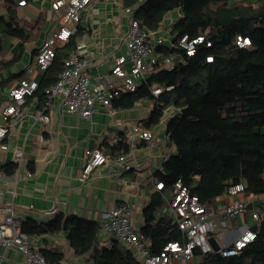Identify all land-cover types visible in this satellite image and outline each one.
<instances>
[{
	"label": "trees",
	"instance_id": "1",
	"mask_svg": "<svg viewBox=\"0 0 264 264\" xmlns=\"http://www.w3.org/2000/svg\"><path fill=\"white\" fill-rule=\"evenodd\" d=\"M141 2L122 0L124 7H137V18L147 30L156 32L164 28L166 15L179 9L181 16L172 30L174 41L189 34L204 35L211 42V46L200 45L194 55L183 52L172 70L151 73L134 92H125L114 100L118 108L133 107L144 99L154 101L146 128L158 126L169 108H178L166 126L175 152L165 160L158 180L164 182L166 190L181 178L202 201L211 203L229 185L240 181H245L248 193L264 194V0ZM20 7L18 0H0V55L14 38L21 41L11 59L0 58V71L22 59L27 43L39 41L50 18L48 11H40L28 30ZM86 33V26L80 22L69 41L57 47L53 63L38 80L35 95L40 104H44L46 89L57 82L65 60L76 52ZM239 35L249 37L252 45L238 46ZM177 50L173 46L159 47L164 54ZM209 55L214 57L211 62L207 61ZM153 86L172 87L155 96ZM120 135L117 143L101 146L107 156L113 158L130 152L126 134ZM15 168L14 162L0 163V169L8 174ZM163 191L152 195L141 227L152 253H159L169 242L183 241L176 220L160 215L164 208ZM252 228L257 232L256 239L238 255L224 257L210 252L195 264H264V218ZM21 230L28 237L69 230L68 238L75 252L89 253L92 264H141L119 239H113L110 247H101L98 222L79 215L58 214L50 221L29 217L21 222ZM39 251L50 262L62 264V251L53 248Z\"/></svg>",
	"mask_w": 264,
	"mask_h": 264
},
{
	"label": "crops",
	"instance_id": "2",
	"mask_svg": "<svg viewBox=\"0 0 264 264\" xmlns=\"http://www.w3.org/2000/svg\"><path fill=\"white\" fill-rule=\"evenodd\" d=\"M20 8L28 30L40 11H48L50 18L39 41L27 43L22 59L0 71L1 105L10 103L9 92L21 78L31 77L39 80L43 72L33 64L38 48L46 37L58 29L60 22H65L63 12L52 10L51 0H44L41 5L37 0H33L21 5ZM124 8L126 7L123 6L122 0H97L82 14L80 22L86 26L87 33L80 39L76 52L84 55L90 50L96 51V63L91 69L93 81L101 74L109 72L114 58L125 51V44H120L121 37L128 30V14ZM180 16L179 9L169 12L165 17V27L155 33L168 37L167 41L171 39L174 42L172 30ZM20 46L21 41L14 38L4 46L0 58L11 59ZM32 64L33 69L30 68ZM42 106L36 95L27 98L22 114L10 119V130L4 140L0 139V144L2 142L8 144V149L0 150V163H15L16 150L23 149L25 155L21 170L32 172L29 179L19 181L16 195L9 192V189L14 187L11 184L0 197V221L4 220L6 214L4 206L8 204L13 205L15 219L19 222L29 217L38 221H50L58 214L67 217L79 215L99 222L100 211L117 204H126L132 210L133 223L141 229L145 224L144 211L151 203L152 195L158 190H164L163 194L168 192L165 188L158 189L156 184L160 182L157 174L163 170L165 160L175 152L174 145L166 139V126L171 116L169 111L165 112L168 115L165 121L161 120L158 126L147 127L154 131V137L150 141L137 140L134 145L130 144V152L125 153L128 163L132 165L130 170L115 169L110 163L115 157L108 155L109 162L96 168L85 181L81 178V172L86 162V149L105 147L106 143H117L122 138L121 133H125L127 137L130 127L137 124L146 128L154 101L144 99L130 108L114 106L112 112L96 103V111L88 118L61 110L59 103L56 102L47 123L35 118L36 112ZM127 140L129 142V139ZM113 170L115 172L109 175ZM263 197L264 194L248 192L236 197L224 193L218 196L214 203L226 204L234 200L249 199L256 203ZM163 210L161 216L164 214L170 216L163 213ZM254 224L255 220L251 218L249 209L247 214L236 216L228 222L221 231L231 230L234 233ZM68 235L69 230H63L58 234L46 233L29 238L33 248L38 251L43 248L62 251L64 253L62 264H92L89 253L75 252ZM98 235L101 247H110L113 239H118L102 231H99ZM127 247L133 251L128 245ZM201 259V256L196 254L188 262L174 258L170 264H195ZM25 263L26 258L18 247H5L0 243V264Z\"/></svg>",
	"mask_w": 264,
	"mask_h": 264
},
{
	"label": "built area",
	"instance_id": "3",
	"mask_svg": "<svg viewBox=\"0 0 264 264\" xmlns=\"http://www.w3.org/2000/svg\"><path fill=\"white\" fill-rule=\"evenodd\" d=\"M95 1L97 0H51L52 10L58 13L63 12L65 22H60L58 29L41 43L33 63L35 68L44 72L51 66L59 44L69 41L76 30V24L81 21L84 10ZM145 1L142 0L141 3ZM19 4L25 5L26 1L19 0ZM136 8H124L128 14V30L121 37L120 44H125V51L114 58L110 71L101 74L96 81H93L91 69L96 63V51L90 50L84 55L79 52L72 54L65 60L57 82L46 89L45 102L35 115L37 120L49 122L50 111L54 109L56 102L59 103L61 110L86 118L91 117L96 111V103H100L108 112H112L114 100L120 98L125 92H134L139 85L146 82L151 73L160 69L172 70L175 61L183 52L194 55L200 45L211 46V42L204 35L192 37L189 34H183L177 37V41H171L172 46L178 50L171 54H164L159 51V47L168 46L166 45L168 37L157 35L142 27L136 15ZM236 44L240 47L252 45L249 37L241 35L237 37ZM213 58L209 55L207 61L211 62ZM33 64L30 67L32 69ZM38 87L39 83L36 79L23 77L11 88L10 103L7 105L0 103V139L4 140L7 136L10 130V119L22 114L26 99L35 96ZM171 87L153 86L152 93L158 96ZM176 110L178 111V108L171 107L167 111L171 115ZM127 137L132 146L137 140L150 141L154 137V131L137 124L130 127ZM166 139L171 142L167 130ZM6 149L8 144L2 142L0 150ZM85 153L86 162L82 168L81 178L86 181L96 168L109 160L100 147L88 148ZM15 155L16 168L13 173L8 174L0 169V197L11 184L14 187L9 189V192L16 195V186L19 181L27 180L32 176V172L21 170L24 150H16ZM110 163L115 169L130 170L132 167L124 153L115 157ZM114 172L115 170L111 171L109 175ZM156 187L165 188L164 182H158ZM246 187L245 181H240L229 185L225 193L236 197L247 192ZM167 190L168 192L163 194L165 202L163 213L175 218L183 232V241L169 242L159 253H152L149 239L133 223L132 210L126 204H117L100 211L99 231L114 235L126 243L132 248L141 264H170L174 258L188 262L195 257L196 250L199 251L198 254L202 259L210 252H218L224 257L238 255L248 243L256 239L257 232L250 226L234 233L231 230H221L236 216L247 214L249 209H251V218L255 220V224H259L264 218V197L256 203L251 199L234 200L226 204L202 201L200 196L192 192L191 187L187 186L181 178ZM12 206V204L4 206L6 214L4 220L0 221V243L5 247H18L26 258L25 264H59L50 262L45 255L33 248L30 238L21 230V222L15 219ZM215 232H219V237L214 234ZM211 236L219 245L217 251L214 250L210 241Z\"/></svg>",
	"mask_w": 264,
	"mask_h": 264
},
{
	"label": "rangeland",
	"instance_id": "4",
	"mask_svg": "<svg viewBox=\"0 0 264 264\" xmlns=\"http://www.w3.org/2000/svg\"><path fill=\"white\" fill-rule=\"evenodd\" d=\"M43 1H44V0H37V3L41 5V4L43 3ZM31 4H32V3H31ZM170 44H171V39H169V40L167 41V44H166V45L169 46ZM167 117H168V115L165 113L164 116H163V118H162V121H165ZM164 119H165V120H164ZM214 234H216V236L219 237V232H215Z\"/></svg>",
	"mask_w": 264,
	"mask_h": 264
},
{
	"label": "water",
	"instance_id": "5",
	"mask_svg": "<svg viewBox=\"0 0 264 264\" xmlns=\"http://www.w3.org/2000/svg\"><path fill=\"white\" fill-rule=\"evenodd\" d=\"M173 40H175V39H173ZM210 241H211V243H212V245L214 247V250L217 251L219 249V245H218L216 239L213 236H211L210 237Z\"/></svg>",
	"mask_w": 264,
	"mask_h": 264
}]
</instances>
